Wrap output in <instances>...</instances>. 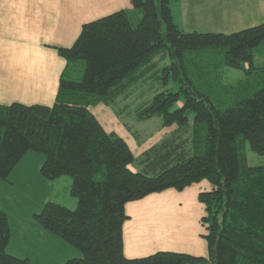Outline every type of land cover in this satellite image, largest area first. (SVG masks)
I'll list each match as a JSON object with an SVG mask.
<instances>
[{
  "label": "trees",
  "instance_id": "16d2710c",
  "mask_svg": "<svg viewBox=\"0 0 264 264\" xmlns=\"http://www.w3.org/2000/svg\"><path fill=\"white\" fill-rule=\"evenodd\" d=\"M177 1L130 0V9L82 25L70 48L54 47L65 67L51 106L0 105V181L8 183L28 152L44 156L46 180L71 179L74 211L50 202L34 215L81 254L64 264H264V166H249L246 153L264 156V67L255 65L264 54V22L229 34L186 33L172 16ZM161 53L170 63L159 79L171 89L157 92L135 117H159L175 131L135 157L90 109L112 105ZM226 70L244 77L224 84ZM206 79L209 89L197 84ZM203 181L209 190L197 200L207 256L124 255L127 203ZM9 240L0 208V264H30L6 252Z\"/></svg>",
  "mask_w": 264,
  "mask_h": 264
},
{
  "label": "crops",
  "instance_id": "0c3cea01",
  "mask_svg": "<svg viewBox=\"0 0 264 264\" xmlns=\"http://www.w3.org/2000/svg\"><path fill=\"white\" fill-rule=\"evenodd\" d=\"M187 1L182 2L187 13L196 18L192 26H197V9L205 10V14L215 20L216 24L226 26L214 33L229 34L264 22V0H252L262 13L256 16V23L251 26L230 25L226 18L230 8L236 10V15L248 7L250 0H238L236 9L232 8L235 0H210L209 3L189 0L188 5ZM174 3L171 5V12L175 24L182 31L197 32L184 27L193 22L187 18H179L175 7L181 2ZM130 8V0H0V105L19 103L51 106L56 97L59 77L65 67V61L57 55L54 47L70 48L79 36L82 25L100 16ZM107 107L110 105H98L97 110L91 108L90 111L107 133H115L121 137L132 150L128 138L130 136H127L126 129L118 118L121 111L116 114ZM167 129L172 128L161 126L159 133L163 134L158 142L171 134L174 128L170 132ZM150 147L138 154L133 150L132 152L135 157H139ZM129 168L133 172L142 170L141 166L136 165ZM31 171L32 164L29 161L23 164L22 158L10 176L18 180L19 174L24 173L25 181L26 178L29 179ZM61 179L57 181H62ZM208 190V183L203 181L180 192L169 189L127 203L125 213L128 219L122 229L124 255L128 259L142 258L157 252L207 256V246L201 237L204 230L200 224L204 210L197 196ZM0 208L3 209L1 206ZM4 212L10 228V215L6 210ZM11 232L12 229L9 243ZM12 256L29 260L28 257ZM31 262L29 260L30 264Z\"/></svg>",
  "mask_w": 264,
  "mask_h": 264
},
{
  "label": "rangeland",
  "instance_id": "374dc122",
  "mask_svg": "<svg viewBox=\"0 0 264 264\" xmlns=\"http://www.w3.org/2000/svg\"><path fill=\"white\" fill-rule=\"evenodd\" d=\"M179 1L181 3L175 7L178 12L177 16L181 17V19H190V22H193L189 23L190 26L184 27L197 30L200 33L217 32L226 27L216 24V21L206 15L203 9H197V26H192L195 24L196 18L187 13L186 6L182 3L185 0ZM203 1L210 2V0ZM188 2L189 0L187 1V5ZM190 2L193 1L190 0ZM237 2L238 0H235L232 3L233 9H236ZM247 6L246 9L236 13V15V10L230 8L228 17H226L229 19L230 25L248 24L251 26L253 23H256V16L262 12L259 10L257 3L252 0H250ZM243 29L240 28L234 32ZM262 49H264V42L261 44L259 51ZM169 63L168 58L162 53L156 55L150 61L143 74L141 73L138 81L127 92H124V95L117 98L110 107H107L108 109H112L116 114L118 111H121L118 118L126 129L127 136H130L128 138L135 154L140 153L144 148L150 147L155 142L157 143L163 134L162 132L159 133L162 126L159 117L139 121L136 119L135 113L139 108L147 105L157 92L171 89V85L164 86L163 80L159 79V77L161 78V69ZM255 65L257 67H264V54L256 56ZM243 77L244 74L241 71L226 70L221 80L222 83L231 85L243 79ZM208 82V79L200 80L197 81V84H207ZM207 85L208 89L212 87L209 83ZM201 88L203 89L202 86ZM176 106H180V103ZM192 121L193 114H189L190 125ZM168 128H174L172 132L175 131L174 126ZM172 129H167V132H170ZM133 140L135 141L132 142ZM246 153L249 166H264V156H258L250 150H247ZM28 161L32 164L29 179L26 178L24 181V173H20L18 180L9 175L8 183L5 184L0 181V206L10 215V229H12L11 242L6 248V252L17 257H28L32 261L31 264H64L70 259L80 258L81 254L79 251L58 236L45 230L34 219V215L39 214L43 206L50 202L62 204L71 211L76 209L77 199L70 194L71 179L69 177H62V179L60 178L62 181H49L43 178L40 175V167L44 162V156L41 154L34 152L26 153V156L23 157V164Z\"/></svg>",
  "mask_w": 264,
  "mask_h": 264
}]
</instances>
